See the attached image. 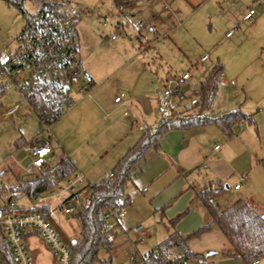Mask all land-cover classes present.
<instances>
[{"label":"crops","instance_id":"1","mask_svg":"<svg viewBox=\"0 0 264 264\" xmlns=\"http://www.w3.org/2000/svg\"><path fill=\"white\" fill-rule=\"evenodd\" d=\"M154 2H148V4H153ZM173 4L176 10L174 9L171 15H147V17H153V20L149 28L146 29V26H143L145 29L143 28L142 30H145V36L140 34V37L137 38L138 43L144 47V49L140 50V53L142 55L151 54L161 58L158 51L162 52V49L159 48L156 42L161 37L169 38L171 35L175 36L180 47L179 50L185 53V60L191 66L200 64L206 68L208 63L211 64L210 68L205 70L199 85L194 88L192 84L193 77H191L190 88L184 89V91L190 97L194 92H200L201 83L207 78L211 70L218 65L222 68V75L217 93L208 112L209 116L219 117L230 112L240 111L252 117L251 123L247 120H240L236 123L232 127L230 135L224 133L218 126L213 124L186 130L170 131L165 135L159 149L151 151L146 161L137 168L134 174V177L138 179L136 193L138 194V191L142 192L143 195L146 193L153 209L160 213V221L162 222L164 219L167 221L165 224L166 237L173 231H177L186 237L209 222L207 211L197 196V193L209 186L220 192V197L216 200V204L220 209L227 208L238 200H247L257 205L258 210L264 216V0H185L174 2ZM167 9L170 12L169 5H167ZM251 9L255 11V14L247 20L245 16ZM139 29L141 28L139 27ZM159 30L163 32L162 35ZM230 33H232L231 36H228ZM80 44L85 51L86 44L82 41L80 43L79 40ZM81 45L80 57L83 66ZM206 56L207 59L203 60ZM213 58L214 60L212 61ZM143 68L145 72V66ZM118 70L103 77L92 76L87 73V80L92 83V87L96 84L94 79L99 80L105 86L112 76L118 73ZM83 71L85 72L84 68ZM172 75L168 71L164 78L161 79L162 84L166 77ZM174 77L179 76L174 75ZM3 87L5 88L4 92L2 94L0 92V127L9 122V117H7L6 113L12 107L20 105L15 97H7V89L3 82H0V91ZM130 90L132 91L131 95L128 97L126 95L124 99L125 106L115 103L116 97L124 93L120 92L118 94V91H116L114 95H110L109 102L100 100L103 105L101 110H98V106L90 101L92 94L90 98L82 97L71 115L55 131L56 139L62 145L60 157L68 156L78 166L77 155L81 153L83 146L80 142V137L75 147L73 145L69 147V145L64 143L67 142L68 131L71 128L72 131L74 127H78L80 131L84 129L86 136L91 134L92 120L87 116L85 106H89L88 108L91 109L89 111H93L94 117L98 118V120L101 115L107 129L116 127L119 122V113L123 111V116H125V112L129 114L131 112L130 116H128L130 125L125 124V128L121 131L131 130L133 137L130 136L124 140L120 139L118 143L113 144L116 147L104 150L108 159L106 161L108 168L98 175L99 182L104 180L106 173L112 171L118 161L139 142L148 127L156 129L159 123V121L151 117V110L147 106H145L144 111V105H140L142 100H140L138 92L134 88ZM160 91L161 89L156 93V105L159 113ZM143 97L145 98V96ZM136 105H140L139 107L142 109V121L134 110ZM8 108L10 109L8 110ZM19 112L20 110L14 114L17 118L20 116ZM25 112L23 111L20 117H25ZM131 115H135L136 118ZM104 116H107V119H104ZM135 125L139 128L137 130L131 129ZM37 136L29 141L21 135L14 143V149H17L18 153L21 151L22 143L24 145L31 143L38 138ZM11 139L12 137H6L0 133V177H16L19 185L20 174L28 168L22 169L20 167L16 160V152H8L6 150ZM19 141L22 144L21 146L17 144ZM47 144L51 149L49 140ZM217 145L219 146L218 150L215 149ZM106 146L108 145L99 147L104 148ZM108 147L105 149H108ZM82 157L81 161L87 163L89 158ZM80 168L83 171L85 170L82 167ZM80 168L77 167L79 170ZM86 174L90 175L87 171ZM84 178L90 184L87 177L84 176ZM1 184L5 186L4 195L6 198L10 199L11 197L18 208L26 209L34 206L33 204L19 205V201L24 196H20L19 192H14L21 199L18 200L16 197H12V187L7 189L2 181ZM239 184L240 188L236 189V185ZM64 196L63 202L68 198V196ZM2 201L0 200V213L1 211H6L7 202ZM61 204L57 208L49 204L52 210L51 221L56 228L62 230L70 242L73 240L77 241L80 232L79 229L78 231L76 230L77 222L74 219L75 221L73 220L74 223L72 224L65 219L64 216H72L65 214L60 209ZM191 210L198 211L201 217L199 215L193 217L192 223L187 226L182 223V220ZM186 211V215L172 227L171 221ZM4 213L2 212V214ZM137 225H142V223L128 225V229L124 228V226L121 227L124 230L126 239L130 242L128 244H133L138 251V257H141L138 245H136L139 239L131 231ZM145 231L147 238V229ZM115 234L117 237L118 233L115 232ZM131 236L134 238L132 239ZM36 238L40 240L32 232H28L26 235V241L30 253L35 259V264H37L38 249L34 246L33 241ZM199 239L206 243L204 248L195 250L190 245L189 247L194 253L200 255H204L202 251H213L210 252L212 253L211 255H205L204 261L206 264H245L240 259L226 254L227 251L231 250V247L217 226L199 237L190 238L192 241ZM40 242L42 246L50 251L41 240ZM116 251L117 249L115 248L113 252L115 253ZM50 253L52 256L51 264H56V258L51 251ZM258 261L257 264H264V258ZM0 264H11L3 257L1 251Z\"/></svg>","mask_w":264,"mask_h":264},{"label":"rangeland","instance_id":"2","mask_svg":"<svg viewBox=\"0 0 264 264\" xmlns=\"http://www.w3.org/2000/svg\"><path fill=\"white\" fill-rule=\"evenodd\" d=\"M50 1L57 2L59 4V8L63 9L67 13H70L72 9H76L79 13V17H74L73 21L80 43L82 41L86 44V52L83 49L84 47L80 44L82 50L81 56L83 59V68L85 72L81 80L73 85L71 90L72 93H78L79 87L86 84L87 73L92 76L97 75L98 77H103L108 76L119 69L118 73L116 75L114 74L115 76H112L105 86L102 85L99 80L94 79L96 84L94 87L91 86L90 92H92V98L90 101L98 106V110L103 109L101 101L109 102L110 95H114L116 91H118V94H120V92H124L128 97L132 93L130 89L134 88V90L138 92L137 94L140 96V100H142L140 105H144V111L145 106H147V108L151 110V117L160 122L161 116L156 105V93L159 89H163L161 79L164 78L165 74L169 71L170 74H173L172 76L175 75L180 77L184 74V72L189 71L192 74V84L195 88L203 79L205 70L210 68V63L206 65V68L204 66L203 68L200 64L197 66H191L190 63L185 60V53L179 50L180 47L176 37L172 35L169 38L161 37L159 38L160 40L156 42L159 45V48L162 49V52L158 51L161 58L155 55L152 56L151 54L142 55L140 53V50L144 49V47L138 43L137 38L140 37V34L145 36V30H142L144 27L139 29L138 22L142 21L147 29L153 20V17H147V15H171V12L174 11V9L176 10L173 3L185 0H155V2L153 1V4H148L145 0V5L140 7H133L130 3H125L123 11L118 9V0ZM22 3L26 15H23L16 6L10 5L4 0H0L1 54L6 49L9 50V52H13L15 50L17 36L22 32L26 26L28 18H31L34 15L39 5L35 0H23ZM167 5L170 7V12H168ZM159 31L162 35L163 32L161 30ZM121 43L123 46H121ZM1 60L3 61L4 59ZM213 60L214 58L212 61ZM143 66H145V72ZM0 82H3L5 85L7 89L6 95H8V98L12 96L18 99V103L20 104L19 115L21 116L22 112L26 111L25 117L18 116L17 118V116L14 115L12 118H9L8 124H3L4 126L0 127V133L2 135L12 137L10 142H8L9 147L6 150L8 152L13 151L17 153V149H14V143L21 137V135L29 141L38 135L37 137L44 142H47L51 138V150L54 153V159H58L62 154V145L56 139L55 131L58 126H60L65 119L71 115L75 108L70 113L61 117L56 123L51 125L50 132H46V126L42 123L39 117L30 110L20 93L15 90L12 82L8 80L6 81L3 77H0ZM143 96H145V98ZM140 105H136L134 110L142 121V109L139 107ZM88 107V105L85 106V112L87 113V116L90 117V120H92L91 134L86 136L84 129L80 131L78 127H74L72 131L71 128L68 131L69 136L67 142L64 144L69 145V147H71L70 145L75 147V145H77L78 138L80 137V142L83 146L81 153L77 155V163L79 162L77 167H82L85 170L83 171L80 168L81 171L78 169L77 174L87 177L90 184H94L98 183L100 180L98 179V175L108 168V164H106L108 159L106 158L104 150L116 147L113 144L118 143L120 139L124 140L128 139L130 136L133 137V134L131 130H126L124 132L121 131L125 128V124L130 125L129 117L123 116V111L119 113V122L116 127L107 129L105 127V123L102 121L101 115L98 120V118L94 117L93 111H89L91 109ZM10 108H8V110ZM138 128L139 127L136 125L131 127L133 130H137ZM74 139L76 140L74 141ZM103 145H108L109 147L106 146L108 149H105L106 147H99ZM82 156L89 158L87 163H83L81 161L83 158ZM48 158H50V156L46 157V159ZM16 160L22 169H27L32 165L34 158L30 154L21 150L16 154ZM86 171L90 174L89 176L86 174ZM110 173L111 171H108L104 177L107 178ZM37 175L38 172L28 174L26 171H23L20 174V179L29 181L35 179ZM3 177H0V180L6 185L7 189L10 187L13 189L17 187L18 181L16 177ZM67 180L68 179L61 181L53 189V192L56 195L61 193L57 187L59 186L65 188ZM87 184L88 183L86 181V185ZM136 185H138V179L136 177H133V180L127 184L126 191L128 192L132 203L130 207L124 210L123 216L120 217L119 221L121 225L116 227L118 236L113 242L112 249L110 250V254L113 256L111 264H132L129 261V256L125 252V248L128 247V243L130 242L124 235L123 226L128 229V225L142 223L145 229H147V238L145 241H139L136 244L140 250V255H144L154 249L166 237L165 224L167 221L165 219L162 222L160 221V213L153 209L146 193L145 195H143L140 191H138V194L136 193ZM41 197L48 199L46 200V203L51 204L54 208H57V206L60 205L65 198L64 195H59V197L50 199L51 195L49 193L43 194ZM2 199L4 202H7L8 198H6L3 194L0 200L2 201ZM17 199L19 200L21 198L18 197ZM30 204L36 205L37 202L36 200H29L26 197H23L19 201V205L21 206ZM197 215L201 217L198 211L191 210L183 218L182 223L189 226L190 223H192L193 217ZM64 217L68 222L72 224L74 223L73 217ZM112 223L117 225L116 221H112ZM56 229L61 235L62 240L69 243L70 240L67 236H65L62 230L58 228ZM78 229L79 226L77 223L76 230L78 231ZM131 238L133 239L134 237L131 236ZM33 242L34 246L38 249L37 264H51L52 256L50 251L42 246L39 239L36 238ZM188 245H190L192 249L200 250L206 246V243L203 242L202 239L193 241L189 240ZM115 248L117 251L114 253L113 251ZM202 252L207 256L213 251L209 250ZM180 257V252L174 249L172 251L171 258L176 259Z\"/></svg>","mask_w":264,"mask_h":264},{"label":"trees","instance_id":"3","mask_svg":"<svg viewBox=\"0 0 264 264\" xmlns=\"http://www.w3.org/2000/svg\"><path fill=\"white\" fill-rule=\"evenodd\" d=\"M10 5H14L18 10L26 15L23 8V0H4ZM43 7L59 8L57 2L50 0H35ZM133 0H118L119 5ZM118 5V6H119ZM30 18H28L29 20ZM222 75V68L215 66L210 74L201 83L200 94L202 102L193 111L180 113L170 120H161L156 129L148 127L143 133L139 142L131 148L116 164L111 171L112 177H107L99 183L87 184L75 195L68 198L61 204L60 209H65L72 203L77 211L71 215L79 226V236L76 244L69 242L72 251L71 264H111L113 257L110 254L114 241L108 239L109 233L106 226L112 221H116L113 234L116 238V227L120 224L121 213L131 206V198L126 191L127 184L133 180L134 174L142 163L147 159L151 151H157L165 135L170 131L186 130L194 127L213 124L218 126L224 133L231 134L232 127L240 120L252 122V117L236 111L230 112L219 117L209 116L208 112L212 106L213 99L217 93L219 81ZM4 87L0 91L4 92ZM33 104H37L38 109L34 113L40 118L45 113V104L38 95L31 99ZM21 146L20 141L17 143ZM50 144V139H49ZM50 158L44 161L41 172L35 179L19 181L17 188H12V197H16V192L29 200H35L52 191L58 183L69 179L77 174V166L74 160L68 156L54 159V153L50 149ZM5 186H0V197L5 192ZM15 192V193H14ZM204 209L209 216V222L194 231L189 236H182L177 231L170 232L168 236L159 243L154 249L140 257L145 264H170L175 260L190 261L192 264H206L205 255L194 253L188 242L190 238L199 237L209 232L217 226L230 244L229 254L240 259L245 264L264 258V216L258 210L257 205L247 200H238L229 207L220 209L216 200L220 197V192L212 186L197 193ZM90 204L86 206V200ZM11 200L8 199V201ZM120 209L117 213H113ZM5 213L13 212L6 204ZM22 213L41 212L51 220V206L47 203L34 205L30 208L20 209ZM4 213V214H5ZM187 211L171 221L174 227L179 220L186 215ZM113 214V215H112ZM101 215V216H100ZM107 248V252H104ZM176 249L180 252V258H171L172 251ZM0 251L3 257L11 264H15L10 248L3 233L0 231Z\"/></svg>","mask_w":264,"mask_h":264},{"label":"built area","instance_id":"4","mask_svg":"<svg viewBox=\"0 0 264 264\" xmlns=\"http://www.w3.org/2000/svg\"><path fill=\"white\" fill-rule=\"evenodd\" d=\"M146 1L151 3L155 0ZM144 2L145 0H133L127 3L133 7H140ZM124 8V4H120L118 7L120 11H123ZM254 14L255 11L251 9L245 19H250ZM74 17H79L76 9L67 13L61 8L38 5L34 15L27 20L26 26L17 36L15 50L9 52L6 49L0 56V77L12 82L30 110L34 112L39 107L36 103L31 102L33 96L38 95L44 101L46 114H42L39 119L46 126V132H50L51 125L70 113L82 97H91L92 83L89 80L85 85L79 87L78 93L71 92L73 85L78 83L84 75ZM138 25L140 28L144 26L142 22H139ZM206 59L207 56L203 58V60ZM191 77V73H185L180 77H166L163 89L159 92L161 120H170L177 114L191 112L200 105L202 102L200 92H194L190 97L184 91V89L190 88ZM125 98L126 94L122 93L116 97L115 103L125 106ZM19 110L20 105H16L6 115L10 118ZM125 116L128 117L130 114L125 112ZM131 116L136 118L135 115ZM104 119H107V116H104ZM215 149L218 150L219 146L217 145ZM21 150L34 158L32 165L26 170L28 174L40 173L46 157L51 153L47 142L41 141L39 138L23 145ZM85 186L84 176L76 174L67 180L65 188L57 187L61 191L60 194L56 195L53 190L48 193L51 195L50 199L59 197V195L72 196ZM235 188L239 189L240 184ZM46 200L48 199L41 196L36 198L38 205L45 204ZM89 204L90 201L87 199L86 206L88 207ZM8 205L13 212L0 213V231L6 239L15 264H35V259L30 253L26 241L28 232L35 233L50 249L56 258V264H71V248L68 243L62 240L51 220L41 212L22 213L17 211V205L13 199L8 201ZM119 210L116 209L113 213H117ZM76 211V206L71 203L64 213L73 215ZM123 213L124 211L121 216ZM114 226L113 223L106 226L110 241L116 239L113 234ZM131 231L139 241H145L146 231L142 225L133 227ZM103 251L107 252V248H104ZM126 252L132 264H145L138 257V251L133 244L126 248ZM258 262L256 260L250 264ZM170 264L192 263L175 260Z\"/></svg>","mask_w":264,"mask_h":264},{"label":"water","instance_id":"5","mask_svg":"<svg viewBox=\"0 0 264 264\" xmlns=\"http://www.w3.org/2000/svg\"><path fill=\"white\" fill-rule=\"evenodd\" d=\"M76 242H77L76 240H73V241H72V244H76ZM211 254H212V253H209L208 255H211Z\"/></svg>","mask_w":264,"mask_h":264}]
</instances>
